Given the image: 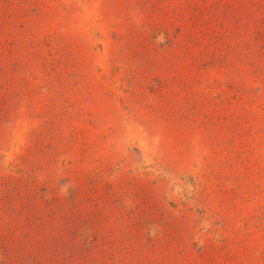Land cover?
I'll list each match as a JSON object with an SVG mask.
<instances>
[{"label":"rangeland","instance_id":"obj_1","mask_svg":"<svg viewBox=\"0 0 264 264\" xmlns=\"http://www.w3.org/2000/svg\"><path fill=\"white\" fill-rule=\"evenodd\" d=\"M0 264H264V0H0Z\"/></svg>","mask_w":264,"mask_h":264}]
</instances>
